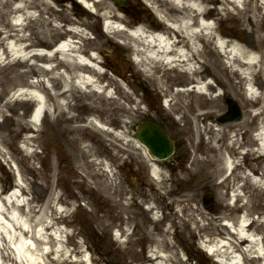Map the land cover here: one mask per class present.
<instances>
[{"label":"bare ground","instance_id":"1","mask_svg":"<svg viewBox=\"0 0 264 264\" xmlns=\"http://www.w3.org/2000/svg\"><path fill=\"white\" fill-rule=\"evenodd\" d=\"M98 1H100L99 4L105 5L106 15L115 18L119 22L125 21V18L119 13V9L114 7V4L106 3V0ZM147 1L163 20L170 21L168 22L169 26L165 25L164 22H151L148 28L141 23L130 29L132 32L130 36L123 30L110 27L113 29V35L119 36L125 33L127 38H130L137 45L138 56L135 58L136 61L145 66L150 79L157 83L158 86H161L165 93L170 92V112L180 111L186 126L190 130L193 127L198 134L200 131L199 123L210 130L211 135L208 142L199 139L195 147V151L205 154L206 157L199 158L195 156L192 161L193 165L199 164V162L213 164L214 169L218 171L223 169L224 172L229 170L231 172L230 175L236 170L233 181L237 178L243 180L245 184L249 183L252 189L251 193L245 191L242 195L246 197L245 202L242 203L243 217L237 215L236 219H234L232 214L240 207H230L223 199L219 200L215 206L222 212L215 213L216 215H211L208 218L202 210L195 208L198 215H195L193 211L186 219L184 216L178 218L176 216L177 210L171 214L172 225L183 236L188 235L192 238L195 236V229H197L201 237L207 236L209 240L215 238V243L219 244L214 250L230 259L234 258V254L240 253L243 257L240 264H254L256 261L264 262V218L258 220L250 215L254 210H259L261 215L264 214V89H262L264 86V69L262 68V65H264V35L261 33L264 30V0H238L240 7H237L232 2L235 0ZM0 4L5 7H10L13 4V10L20 15L19 21L13 23L4 19V13L1 14L0 46H2V51L5 54L2 56L3 58L0 57V61L5 63L4 61L7 60L12 52L15 54L20 52L21 59L24 61H54L53 64H48V69L40 67V70H37V76L42 75V77L37 78L36 81L25 79V77L29 76L27 69L21 72L17 71L15 76L19 77L17 84L21 85V87H26L23 88L25 90H22V93L19 92L20 95L30 94L32 99H38L37 115L41 116L46 109L49 111L50 108L54 128L52 140L55 139L57 131L60 136L68 132L70 134L68 140L71 143L78 144L77 151L80 158L82 157V161L79 164L81 168H76L73 172V177L77 178V170L82 171V173L79 178L73 179L71 184L79 188V194H88L87 182L95 180L93 173L89 170L90 167H96L98 169L95 172L96 174L102 173L105 179L111 183L114 182L113 177H115V174L110 172L111 169L107 166L105 159L99 158L94 154L95 147L105 148L102 136H96L92 133L93 129L81 123L87 118L88 110L95 111L99 109L97 102L105 105V108L110 107L112 103L115 106V111L119 109L117 102H114L115 98H119L114 94L116 91L113 89L109 90L111 83L109 82L105 85L93 75L99 73V71H94L90 66H87L86 61L91 60V58L83 55L85 53L81 50L80 41L73 39L58 41L57 50L54 53L39 48L30 49L32 46L48 47L52 41L58 38L60 33L64 34L63 36L68 34L65 24L63 26L61 24H53V18H44L41 28L36 32L37 40L32 41L29 25L32 18L36 17L30 11V8L37 4L46 11L52 9L54 5L49 3L48 0H15L13 2L11 0H0ZM228 5L235 6L231 9ZM42 9L39 8V14L36 16L43 13ZM214 20L229 23L233 32H239L243 38H241L239 33V41L226 38L231 36V34L229 32H225V34L217 32ZM52 24L55 26H52ZM67 28L78 32L80 36L84 35V29L81 27L70 24ZM154 28H161L164 33L153 32ZM262 46L263 49H260L259 47ZM252 48L258 49L255 52ZM218 54L221 55L222 59H219ZM257 54L259 58L255 57ZM96 57L98 58L97 55ZM15 58L18 59V57ZM9 61L8 58L4 65L12 66L13 63ZM94 64L97 65V63ZM116 70L118 71V69ZM246 70H248L247 74H245ZM220 72L225 75V79H222ZM248 75L251 78H248ZM237 78L239 79L237 82L233 80ZM3 79L5 83L10 82L8 77H3ZM186 80H188L185 83L187 86L192 83L189 87L183 86L182 89L174 90ZM249 80H252V82H248L249 89L244 88L245 83ZM217 84L223 88V94L235 96L239 95L237 84L243 85V89L250 93L252 101L248 105H246L247 101L243 103L251 108L257 106L254 110L247 108L239 121L230 123L227 129L229 133L228 141L224 144V147H222L223 142H221L222 136L219 137L221 129L217 128L215 124L206 122L211 120L222 107L220 105L221 94L213 95L214 86ZM78 86L86 91L77 97L79 107L83 110L78 109L79 111L76 112L75 110L73 111L72 106L75 105L70 103V98L75 96ZM31 92L34 94H31ZM8 94L9 92L4 89L3 93L0 92V103L5 98V95ZM97 97L99 101H97ZM20 98V96L12 100L7 98L5 102L0 104V108L1 106H11L14 109L12 105L19 101ZM185 98L190 99L185 101ZM103 101L105 103H102ZM20 115L23 116V114ZM94 116L96 115L94 114ZM87 119L91 125H94L93 121L96 124L99 123L94 117H88ZM14 126V131L13 129L10 130V127L8 128L13 132V139L18 137L21 130L28 128V124H24V121L19 116H16ZM260 128L262 129L261 132L259 131L262 141L261 147L257 146V149L250 148L247 150L243 154V163L239 158L235 159V155L238 153L241 144H243V142L238 141V135L242 134L243 136L246 134L245 131L249 134L251 131ZM63 129L67 131L63 132ZM242 129L245 130L241 132ZM5 134V130L0 125V143L2 144H6ZM114 137L117 141H121L122 144L125 143L122 130H119V133L116 132L113 135ZM28 140L33 141L34 138L31 137ZM250 142L256 144L257 140L253 138ZM225 150L231 159L225 156ZM95 151L97 152V150ZM209 152H213V154L209 155ZM31 155L36 157L35 153H31ZM53 168L54 178L58 179L59 174L56 163L53 164ZM260 168L262 171L257 172ZM150 172L157 180L153 187H150L149 192L144 190V188L141 189L137 194V198L139 197L138 201L137 198H134L136 194L133 192V196L130 197L131 200L127 203L121 202V197H118L108 205H97V208L103 210L105 214L95 218V222L102 224L103 227L117 220L124 221L127 224L134 223L135 227L141 229V231L143 230L144 236L145 234L149 235L148 237L151 240L157 239L155 234L162 236L157 239L158 245L156 248L150 250L151 254H139L137 264H143L142 260H147L149 264H158L161 258L173 261V256L176 254V251H173L174 245L168 246V248H171L169 254L161 253L162 245L164 244L165 246L167 244V237L165 236L167 230L162 229L160 225L162 223L161 218L156 217L154 213L153 216H150L147 213V208L144 209L142 206L144 201H149L151 198H169L171 191L165 186L167 178L158 165L151 163ZM255 174L258 175L256 180L252 178V175ZM230 175L221 177L217 185L226 187L223 184ZM43 183L45 184V182ZM232 183L231 187H234L236 182ZM241 187H244L243 183L238 186L239 189ZM254 189H258L256 203H253L252 199ZM111 190L116 196H121L126 192V189L120 183H117V186L112 187ZM20 192L19 196L15 194L3 198L0 196V252L5 250L7 245L12 250V256L7 253V257L12 264H43V261H40L42 256L47 258L46 264H83L84 260H70L68 257H63V249L57 246L60 243V234L63 231L66 233V230H61L59 226L54 227L55 223H57L55 219H59L64 213H67V209L62 205L63 200L61 195L58 194V190L53 186L52 193L44 198L45 200L40 206L36 203V200L41 198L38 194L34 193V197L32 196L31 199L24 201L20 196L27 194V187L22 184ZM242 196L236 195V201H242ZM192 197L193 194H186L185 200H187L188 204L189 200H193ZM32 201L35 205L32 204ZM179 201V199L172 198L171 202L167 203ZM152 207L153 205H148L150 211ZM181 209L182 212L185 210L183 207ZM258 217L260 216L258 215ZM222 220H232L234 229L230 231ZM259 232L262 234L261 243L255 237L256 233L260 234ZM26 238L33 239L34 242L30 241L29 244H25L22 240ZM13 246L16 247L19 258ZM45 247L46 250L44 249ZM75 251L80 253L83 250L79 245H76ZM69 252L72 253L74 250H69ZM123 261L127 262V264H134L133 260H128L126 257L121 260V262ZM182 263L187 264L183 260ZM0 264H9L3 255H0Z\"/></svg>","mask_w":264,"mask_h":264},{"label":"rangeland","instance_id":"2","mask_svg":"<svg viewBox=\"0 0 264 264\" xmlns=\"http://www.w3.org/2000/svg\"><path fill=\"white\" fill-rule=\"evenodd\" d=\"M13 1L15 0H11V2ZM48 1L54 6H52V9H48L47 11L42 9L37 4L32 7V12H34L36 17L32 18L29 25V28L31 29L29 31L32 41L37 40L38 36L36 32H38L41 28L42 20L44 18H53V24H61L62 26L63 24H69L71 22L83 25L85 28L84 30L86 31L85 37L78 36L75 39L80 41L81 46L85 48L84 51L87 50L88 52L89 50H95L98 52L99 59L103 61V66H112L111 70L106 68V71L103 74H100L98 79L105 80L107 83L110 82V86H112V89L116 91L114 94L119 97L114 100V102H117V105L119 106L117 111L114 110L115 106L112 103L110 107L105 108V105L97 102L96 104L99 105V109L96 110L98 111L88 110L87 112H89V114L98 115L104 119L107 125H110L114 128V130H116L113 132V135L116 132L119 133V130H122L125 138L123 141L125 143L122 144L121 141H117L115 137L113 138V135H108V137L106 134V139L105 134L102 133V136L104 137L102 138L105 141V148L100 146H98L99 148L95 147L94 154H96L99 158L105 159L104 161L111 169L110 172L114 173L116 178L113 177L114 182L111 183L109 180L105 179V176L102 173H95L96 170H98L96 167H90L89 170L93 173L95 180L89 183L87 182L88 194H79V188H76L73 184H71V180L77 179L76 177L72 178V169H78V167L81 168L79 164L82 161V157L80 158L78 151H76L78 144L74 143L72 146L69 143L66 144V142H68V135L66 134L64 136L63 133V135L60 136L58 131L56 132L55 139L52 140V137L54 136V128L52 125L51 115L49 116L45 114L41 121L40 128L38 130H33V124L27 120L29 111L33 106V102L29 98L25 97V95L21 96L20 94H17L21 89V85L17 84L19 77L15 76L16 72H21L22 70L27 69L29 76L25 77V79H29L30 81L37 76V70L40 67L34 66L31 62L32 60H14V58L11 60L9 59V62L13 63L12 66H5L4 64L7 62L8 58L11 57L8 56L7 60L4 61L5 63L0 62V92L3 93L4 89L5 91H8L9 94L5 95V98L2 99L0 104L5 102L7 98L12 100L20 96L21 100L19 99V101L12 105L14 106V109L11 106H1L0 108V125H2L3 130H5V139L7 140H5L6 144L0 143V191L2 190V192H5L3 190L9 189V185L14 186L15 182H20L25 185L28 190L27 194L22 196V199H31L32 196L34 197V193H36L41 197L39 200H36L37 205L40 206L45 200L44 198L52 193L54 186L55 189L58 190V194L61 195L63 200L62 205L67 209V213H64V216L59 217V219H55L57 223L54 225V227H58L59 224L63 222L65 224V229L67 230L66 233L62 232L60 234V243L57 244V246L62 248L64 251L63 257H68L70 260H84L83 264H127L125 261L121 262V260L126 257L128 260H133L134 264H137L139 261V254H151L150 250L156 248L158 245L157 239L162 236L155 234L157 239L151 240V238L148 237L149 235L145 234L144 236V231L135 227L134 223L127 224L124 221L117 220L113 221V223H110L108 226L103 227L102 224L95 222V218L101 217L105 214L103 210L97 208V205H108L118 197H121V202L127 203L131 200L130 197L133 196V192L136 194L134 198H137V194L141 189L144 188V190L148 191L151 189V186L153 187L154 182L148 173L150 159L145 156L140 148H136L132 138L133 127L135 128L136 125L143 119L152 120L159 123L163 127L164 131L168 133L170 137L175 139L178 145V148L176 146L175 149L176 162L172 165V168L168 169L167 167H160L162 173L167 178L165 186L168 190L171 189L168 196L169 198L163 199V197L160 198L157 195L159 198H151L148 201L150 204L156 206V209L152 212H154L156 217L158 216L161 218L162 223L160 225L162 229L167 230V234L165 235L167 237V244L165 246L164 244L162 245L161 253L165 255L169 254L171 248H168V246L170 245H174L173 251H176L175 256H173V261L161 258L158 261V264H184L182 263V260L187 262V264H219L213 259V257L211 258V256H208L207 254V258H205V260H200L199 253H203L200 240H202L205 236L200 237L201 234L197 231V229H195L194 237L190 238L188 235H185L186 237L183 236L177 228L172 225L171 214L178 210L176 216H178V218L184 216L187 219L188 215H191L193 211L195 215H198L195 211V208H198L209 218L211 215H216L215 213L222 212L220 209L215 208L219 200L224 199L225 202L232 207L229 203L230 201L228 196V191L233 193L234 190V187H231L233 184L232 182H236L235 187H238V184L243 183L244 187H241V189L244 193L245 191H247V193H251L252 189L249 183L245 184L243 180L238 178L233 181L235 170L223 184L226 187H220L217 185V182L220 181L219 179L221 177L225 176L223 169L218 171L214 169L213 164L202 162L193 165L192 161L195 156L199 158L206 157L205 154L195 151V147L199 139L208 142L209 136L211 135L210 130L206 127L204 128L203 124L199 123L200 131L198 134L195 132L193 127L192 130H190L189 127L184 124L183 119L179 123L171 120L176 119L171 113L170 115L167 114L169 113L168 110H166V108L159 102V96L163 93L161 86H158L157 83L148 78L147 73L143 69L144 66L141 67L133 62L130 57L131 47L128 44L123 45L118 43L116 41V37L110 36L109 34L107 35V33H104L101 29V20L106 15L105 5L99 4L100 1L98 0ZM74 3L82 8V13H77L79 16L75 14L76 9ZM106 3L111 5L113 4L110 0H106ZM12 5L13 4H11L10 7H5L3 4H0V20L2 19V13H4V19L8 22H15L20 19L19 13H15ZM132 5H139L142 7L143 5L145 6V3L143 0H127L125 7ZM234 6L228 5L231 9ZM114 7L118 8L119 12L123 14L122 16L125 18V24H136L126 13H123V8L125 7L118 5H114ZM237 7H240L239 3ZM39 8L42 9L43 13L36 16L38 15ZM135 18L144 19L145 17L140 15ZM213 22H215L217 32H223L224 34L225 32H229L231 36H227L226 38L239 41V32H233L229 23L216 20ZM53 24L52 26H55ZM261 33L264 35V30ZM61 35L63 36V34ZM240 36L243 38L241 34ZM117 37L131 40L130 38H127L125 34ZM259 48L263 49V46ZM257 49L258 48H252L255 52ZM258 54L255 55L256 58H259ZM218 56L219 59H222L221 55L218 54ZM262 68L264 69V65H262ZM116 69H118V71ZM112 70H115L117 74H115ZM247 71L248 70H246L245 74H247ZM219 74L222 76V79H225V75H223L222 72ZM3 77H8L10 82L5 83ZM37 77H42V75ZM247 77L251 78L249 75ZM141 78L148 81V83L146 82L148 88L143 89L146 93H142L144 82ZM233 80L237 82L239 79L237 78ZM187 81L188 80L184 81L182 84L187 83ZM248 82H252V80L247 81L245 84ZM13 83L14 85H12ZM4 85L9 86L5 87ZM237 85L239 91L238 96L223 94V88H221L218 84L217 86H214L213 90V95L221 94L220 105L222 107L211 120H207L206 122L215 124L217 128L221 129L219 137L222 136V147H224V144L228 141L229 133L227 132V129L230 126V123L235 122H220L218 120V118H220L227 111V100L231 98L236 100L242 110V113H245L247 108H251L246 106L252 103V101L250 97L245 95L243 85ZM262 89H264V86ZM77 90L78 91L75 93V96L70 98V103L76 106V108L75 106H72L73 111L75 110L76 112L79 111L78 109L83 110L79 107V101L77 99V97H79V95L83 92L79 91L78 88ZM142 94L144 99H142ZM94 96L96 97V95ZM190 98H185L184 100L187 101ZM96 99L99 101L98 97ZM244 101H247L246 105L243 103ZM102 103H105V101ZM258 106L260 107V105ZM256 108L257 106H254L251 109L254 110ZM174 113L178 114L176 116L177 119H179V114H182L180 111H176ZM20 114H23V116ZM16 116H19L24 121V124H28V128L21 130L18 137L13 139V132L10 130L13 129L14 131V120H16ZM167 116L170 119H166ZM9 127L10 130L8 129ZM244 130L245 129H242L241 132ZM64 131L67 130L63 129V132ZM245 133V135L242 136L241 134L237 137L238 141L243 142V144H241L238 153L235 155V159L239 158L242 163L244 162V152L250 148L255 149L256 146L255 143L250 142V140L253 139L252 131L249 134H247L246 131ZM30 135H33V141L28 140L27 136ZM63 140L66 141L64 143V151ZM54 142L56 143V147H54ZM24 143L29 146V148H23ZM27 150H31L32 153H35L36 157H33L31 153L27 152ZM55 150H57L58 154H55ZM95 150H97V152ZM212 154L213 152H209V155ZM224 154L226 156L228 152L225 150ZM55 163L57 164V172L59 174L58 183L53 175V164ZM261 171V168L257 170V172ZM256 174L252 175V178L255 180L258 178V175ZM108 176L110 178L109 174ZM15 177L17 178V181L15 180ZM43 182H45V184ZM117 183H120L121 186L126 189V192H124L121 196L114 195L111 190L112 187L117 186ZM210 192L212 200L210 204L205 207L203 206L202 201L204 196ZM257 192L258 189L253 190V203H256ZM188 193L193 194V200H189V204L187 200H185L186 194ZM0 195H3V193ZM172 198L179 199L180 201L167 203L171 202ZM138 200L139 197L137 198V201ZM245 200L246 197L242 196V201L237 200L238 205H234V207H240L237 211L233 212L232 215L234 216V219H236V216L239 215L238 213L241 212V217H243L244 213L242 203L245 202ZM32 204L35 205L33 201ZM142 206L145 209L144 202L142 203ZM181 207L185 209L183 212ZM254 211L250 214L252 218L258 220L264 218V214L261 215L259 210ZM147 213L150 216L152 215L148 210ZM258 215L260 217H258ZM232 222V220H229L228 223H226L230 226L233 224ZM192 226L194 227L193 223ZM116 228H118L119 231H117ZM229 229L234 228L230 226ZM120 232L122 234L121 237L119 236ZM65 234H68V236H65ZM256 234V238L260 239V235L262 234ZM212 240L216 239L214 238ZM22 241L25 244H29L30 241L34 242L33 239L27 238ZM76 245H79L83 251L80 253L75 251ZM13 247L15 250L16 247ZM47 247H49V245H47ZM44 249L46 250V247ZM69 250H74V252L71 253ZM7 253H10L11 256L13 255L12 250L6 245L5 250L0 252V255H3L6 261L9 262V264H12L11 260L7 257ZM16 254L19 258L17 249ZM187 256L190 259H186ZM52 257H54V255H52ZM194 257L197 258L194 259ZM46 260L47 258L45 256H42L40 259V261H43L44 264H46ZM232 260L234 262L241 263L243 257L238 253L234 255V258H231L228 261ZM142 261L143 264H149L147 260ZM254 264H258V261L254 262Z\"/></svg>","mask_w":264,"mask_h":264},{"label":"water","instance_id":"3","mask_svg":"<svg viewBox=\"0 0 264 264\" xmlns=\"http://www.w3.org/2000/svg\"><path fill=\"white\" fill-rule=\"evenodd\" d=\"M117 2H119V0H115ZM231 113H232V118H236L239 116V111H238V108L235 106H233V109H231ZM142 135H146V136H151V138L153 139H156V140H153V139H150L147 137V143L149 141H154L156 143V145L160 144L162 146H164V142H165V137L162 135V133L160 132L159 128L157 127H153V126H150V127H145L143 130H142ZM162 140L163 143L160 141ZM165 147L164 146V151H165Z\"/></svg>","mask_w":264,"mask_h":264}]
</instances>
